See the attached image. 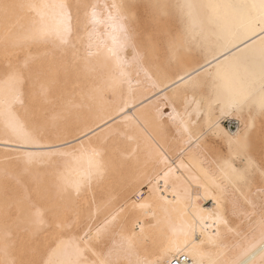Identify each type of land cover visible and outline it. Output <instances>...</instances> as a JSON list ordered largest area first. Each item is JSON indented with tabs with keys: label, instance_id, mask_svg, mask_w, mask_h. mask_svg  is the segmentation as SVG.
<instances>
[{
	"label": "snow or ice",
	"instance_id": "obj_1",
	"mask_svg": "<svg viewBox=\"0 0 264 264\" xmlns=\"http://www.w3.org/2000/svg\"><path fill=\"white\" fill-rule=\"evenodd\" d=\"M4 7L6 9L8 6ZM21 7H27L36 15L23 33L9 32L5 36L4 60L0 63V121H3L4 125V138L0 140V148L4 149L6 159L7 153L21 152L23 145L35 146V150L23 151L22 156L16 157L24 160L25 171H28V167L37 162H51L64 155L59 150V143H44L46 134L48 140H52L54 135L59 141L62 136L72 135L74 132L83 136L101 130L106 143L108 140L113 141V149L125 161L138 157L142 138L153 145L160 156L166 158L168 153L164 147L153 136L149 127L135 116L127 118L135 121V129L121 124L113 127L110 118L105 119L99 115L96 120L91 121V127L87 124H77L71 128H50L47 109L49 84L59 80L61 69L52 63H45L43 58L34 54L33 49L39 51L40 46L49 44L67 48L71 44V6L29 3ZM84 7L91 9L88 19L93 29L101 23L108 24L113 29L111 44L102 41L104 52L101 69H108L102 87H119L122 92L127 85V99H124L122 92L121 104L117 105L119 114L126 115L129 102L137 100V88L147 84L150 85L148 91L151 92L159 87V91L154 93V103L149 96H143L139 104L133 106L150 104L154 120L167 124L169 131L175 129L173 135L187 136L191 142L189 146L198 145L199 154L209 163L207 175L212 191L218 193L214 196L215 207L207 215L203 214L202 208L194 211L203 199L200 194L201 187L198 183L196 187H192V181H186L188 188L173 191L175 201L185 202L181 214L184 239H170L166 245H158L146 227L150 221L137 218L130 230L127 225L133 219L137 208L147 207L146 204L137 202L143 199L139 186H151L155 183L159 189L163 180L167 190L172 168L166 161L160 162L165 163L167 171L160 168L158 163L151 169L145 164L141 170L137 159L139 180L130 183L128 188L106 202L105 207L109 211L103 220H100L99 215L94 216L91 211L85 216L77 208L58 202L53 195V189L46 187L38 177H32L29 186L5 168L2 174L6 179L15 180V188L6 185L4 189L5 224L0 255L5 259L0 260V264H17L15 259H8L11 249L15 246L10 242V223L18 226L23 223V230L33 233L39 232L45 223H54L57 229L76 230L70 254L62 259H54L53 253L47 261L39 264H179L175 261L176 254L188 255L189 252L197 257L193 264H205L204 253L196 247L203 243L201 236L206 235L210 241L214 240L219 236L220 227L228 224L227 218L230 215L246 214L241 206V199L249 207L255 208L259 204L264 208V104L257 108L248 103L242 90L231 88L227 83H218V80L223 79L219 73L216 77L206 74V78H200V73L214 60L219 59L218 57H205L203 62L189 71L170 74L163 72L160 57L155 51L158 38L153 23L148 19L142 21L138 5L126 0H121L120 3H106L102 6L100 16L97 15V9L101 6L92 4ZM49 8L59 11L49 16L43 11ZM105 13L107 19L104 18ZM94 35V31L89 35V55L92 54V47H96V55H100L101 42L93 43ZM129 51L132 53L131 58L127 55ZM75 55L79 56V53ZM141 74L143 80L140 79ZM37 85L40 100L28 106L22 118L17 110L18 106L25 105V98L32 94ZM101 90L102 88L96 91ZM89 99H94V94L82 97L79 103L68 105V111L83 108ZM88 107L91 110V104H88ZM230 117L242 122V127L235 132L223 124V121ZM82 127L86 131H82ZM203 137L207 139H202ZM82 147L92 160V166L84 177L70 185L77 196L82 193L86 183L90 186L94 179L102 180L106 174L104 149L92 145ZM68 187L69 185L61 179L55 186V192L59 194ZM244 187L249 189L252 199L243 192ZM129 192L136 198L129 195ZM37 200L52 204L54 215L51 222L46 221V213L37 209ZM29 209L33 211L31 215H26ZM97 211L99 212V209ZM172 231L175 236L176 229L173 228ZM63 246L61 242L58 247ZM32 264L38 262L33 261ZM208 264L215 262L208 260ZM237 264L243 262L238 261Z\"/></svg>",
	"mask_w": 264,
	"mask_h": 264
},
{
	"label": "bare ground",
	"instance_id": "obj_2",
	"mask_svg": "<svg viewBox=\"0 0 264 264\" xmlns=\"http://www.w3.org/2000/svg\"><path fill=\"white\" fill-rule=\"evenodd\" d=\"M113 2L120 3L121 0H0V63L4 60L6 34L23 33L36 15L21 5L29 3L70 5L73 25L71 44L67 48L49 44L40 46L39 51L33 49L34 54L43 58L45 63H52L61 69L59 80L49 84L47 109L50 128H71L77 124L81 126L87 124L91 127V121L96 120L99 115L105 119L110 118L113 127L121 124L135 129V121L127 119L135 116L149 127L168 155L166 158L160 156L154 146L142 138L138 157L125 161L113 149V141L108 140L106 143L103 130L83 136L74 132L72 135L62 136L59 141L54 135L52 140H48L46 134L44 143H59V150L64 155L51 162L47 160L37 162L28 167V171H25L24 160L16 157L22 156L23 151L35 150V146L23 145L21 152L7 153V159L4 149L0 148V159L4 160L0 165V245L3 243L5 224L4 189L6 185L15 188V180L3 176L5 168L29 186L32 177H38L46 187L53 189V195L58 202L77 208L85 216L91 211L94 216L99 215L100 220H103L109 211L105 207L106 202L128 188L130 183L139 180L137 159L141 170L145 164L151 169L158 163L160 168L167 171L165 163L160 162L166 161L172 168L167 190L163 180L159 189L155 183L151 186H139V193H142L143 199L137 202L144 203L147 207L137 208L133 219L127 225L130 230L137 218L141 221H150L146 227L158 245H166L170 239L180 241L184 239L181 214L185 202L175 201L173 191L188 188L186 181H192V187H196L197 183L201 187L200 194L203 199L200 205L193 209L194 211L202 208L203 214L207 215L215 207L214 196L218 193L212 191L207 175L209 163H206L205 157L199 154L198 145L189 146L191 142L187 136L173 135L175 129L169 131L167 124H160L158 120H154L150 104L133 106L138 105L143 96H149L154 103L156 100L154 93L159 91V87L151 92L148 91L150 85L147 84L137 88V100L129 102L124 116L119 114L120 109L117 105L121 104L122 92L124 99H127V85L122 92L119 87L116 89L102 87L103 80L108 75V69H101L104 52L102 41L111 44L113 29L104 23L97 24L93 29L88 19L91 9H86L84 5L101 6L97 9V15L100 16L102 6ZM126 2L139 6L142 21L148 19L153 23L158 38L155 51L160 57L163 72L170 74L189 71L203 62L205 57L208 59L218 57L219 59L214 60L200 73V78H206V74L216 77L219 73L223 79L218 80V83H227L231 88L242 90L248 103L257 108L264 104V0H126ZM5 5L8 6L6 9ZM43 11L46 15L52 16L59 9L49 8ZM104 18L107 19L106 13ZM93 31L95 32L93 43L101 42L100 55H96L98 51L96 47L91 48L92 54L89 55V35ZM77 52L79 56L75 55ZM127 55L131 58V51ZM140 79L143 80V74ZM101 88V91H96ZM38 91L39 85L25 98V105L18 106L17 110L22 118L28 106L39 102ZM89 94H94V99H89L83 108L68 111V105L79 103L82 97ZM88 104H91V110ZM126 119L127 124L124 123ZM223 124L233 132L242 127V122L232 117L224 120ZM82 131L86 129L82 127ZM3 138L4 125L3 121H0V140ZM82 145L104 149L103 162L106 174L102 180L94 179L90 186L86 183L82 193L77 196L70 185L84 177L92 166V160ZM61 179L69 187L57 194L55 186ZM243 192L248 194L250 199L253 198L247 187L243 188ZM129 195L136 198L132 192H129ZM36 203L37 209L47 214L46 221L51 222L54 215L51 210L52 204L45 200H37ZM241 206L246 214L230 215L227 218L228 224L220 227L218 237L210 241L206 235L201 236L203 243L196 247L204 253L205 264H208V260L214 261L215 264H237L238 261L243 264H264V208L259 204L255 208L249 207L242 199ZM32 211L29 209L26 215H31ZM9 228L12 233L10 242L15 246L11 249L8 259H15L17 264H32L33 261L39 264L47 261L53 253L54 259L65 258L70 254L76 235L75 229H57L54 223L51 225L45 223L36 233L24 231L23 223L19 226L10 223ZM173 228L176 229L175 236ZM197 232L199 233V229ZM61 242L64 246L58 247ZM3 259L5 257L0 255V260ZM196 259L192 252L188 255L178 253L175 256V261L179 264H193Z\"/></svg>",
	"mask_w": 264,
	"mask_h": 264
},
{
	"label": "rangeland",
	"instance_id": "obj_3",
	"mask_svg": "<svg viewBox=\"0 0 264 264\" xmlns=\"http://www.w3.org/2000/svg\"><path fill=\"white\" fill-rule=\"evenodd\" d=\"M1 161H3V162H1ZM1 163H4V160L0 159V165H1Z\"/></svg>",
	"mask_w": 264,
	"mask_h": 264
}]
</instances>
